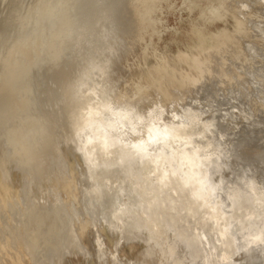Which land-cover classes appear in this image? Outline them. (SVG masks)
<instances>
[{
    "label": "rangeland",
    "instance_id": "rangeland-1",
    "mask_svg": "<svg viewBox=\"0 0 264 264\" xmlns=\"http://www.w3.org/2000/svg\"><path fill=\"white\" fill-rule=\"evenodd\" d=\"M53 2L69 3L82 18L88 15V0ZM191 3L109 0L119 31L115 42H105L98 29L51 39L38 22L41 0H0V78L6 60L19 61L16 86L34 92L40 112L63 133V143H74L77 129L90 133L82 163L69 165L64 154L59 157L55 175L70 172L68 181L58 182L48 170L21 174L0 156V264H63L62 253L72 243L67 223L79 219L78 207L93 209L88 219L98 231L89 233L83 260L76 264L105 247V229L120 232L114 217L138 227L134 238L153 237L154 264L190 259L177 235L199 232L207 240L208 231L223 229L226 220L240 215L259 222L264 112L248 113L243 95L244 85L257 81L261 86L252 92H264V0H227L236 13L231 32L203 29L189 11ZM195 101L205 107L211 102L222 126L235 120L245 155L255 152L259 162L256 169L237 168L230 182L238 176L239 187L227 193L200 176L194 157L179 147L168 150L170 133L159 127L160 109L171 114ZM174 143L179 145L178 137ZM181 186L191 190L198 209L177 197ZM78 227L89 232L88 223ZM126 243L133 241L121 237L114 247ZM251 264L261 260L253 255Z\"/></svg>",
    "mask_w": 264,
    "mask_h": 264
},
{
    "label": "clouds",
    "instance_id": "clouds-1",
    "mask_svg": "<svg viewBox=\"0 0 264 264\" xmlns=\"http://www.w3.org/2000/svg\"><path fill=\"white\" fill-rule=\"evenodd\" d=\"M88 3V15L82 18L79 9L67 2L41 0L37 9L41 32L55 40L64 33L79 38L85 31L98 29L105 42H115L119 24L109 0H88ZM189 11L196 16L202 28L210 32L226 27L231 32L236 23V13L227 7V0H192ZM244 24L246 26L245 21ZM246 30L251 31L247 26ZM241 42L243 47L247 46V41L241 38ZM19 70L20 62L9 58L5 61L4 75L0 78V156L3 163L13 166L21 174L35 175L48 170L58 182L68 181L72 178L70 172L55 175L60 165L59 157L64 154L69 165L78 161L82 163L90 133L87 128L77 129L73 133L75 142L65 145L63 133L40 112L34 92L16 86L15 76ZM260 86L259 81L244 85L248 89L243 95L247 100L246 111L253 115L264 112V92L259 95L252 92V89ZM178 108L171 114L164 109L157 113L159 127L170 133L168 143L172 147L168 150L179 147L194 157L199 164L200 176L217 187L218 192L223 189L227 193L230 188L239 187L238 176L230 182L235 170L256 169L259 162L255 152L250 156L245 155L246 145L235 131V120L227 121L222 126L211 102L206 107L195 101ZM177 137L179 145L174 143ZM177 197L186 202L185 207L198 209L199 205L191 199L190 189L181 186L177 189ZM223 199L227 200V197ZM92 211L91 207H78L79 219L67 223V233L72 243L62 253L63 264H76L83 260L81 250L89 245V233L95 235L98 231L88 219ZM259 217L257 222L255 218L249 221L243 215L239 218L234 216L225 221L223 229L208 231L207 240L199 232L177 235L178 240L187 244L191 257L173 259L172 264H251L253 255L264 264V210ZM114 219L120 232L105 229V247L97 249L95 256L90 253L83 264H154L156 249L152 246L153 237L134 238L139 229L130 219ZM83 223L89 224V232L79 231L78 225ZM121 237L133 243L116 249L114 243ZM175 251L173 245V254Z\"/></svg>",
    "mask_w": 264,
    "mask_h": 264
},
{
    "label": "bare ground",
    "instance_id": "bare-ground-1",
    "mask_svg": "<svg viewBox=\"0 0 264 264\" xmlns=\"http://www.w3.org/2000/svg\"><path fill=\"white\" fill-rule=\"evenodd\" d=\"M137 2V1H136ZM201 28V27H200ZM202 29V28H201ZM203 33H204V31H203ZM202 33V34H203ZM210 33V32H209ZM201 34V35H202ZM212 38H213V36H212ZM198 39V38H197ZM206 39H207V37H206ZM203 40V41H202ZM200 42H206V40L204 39V37H202V36H200ZM8 49V48H7ZM218 55V54H217ZM219 57V56H218ZM213 58H214V56H213ZM8 59V58H7ZM211 60V59H210ZM213 60H215V59H213ZM212 61V60H211ZM221 65V64H220ZM219 65H217V67H218ZM223 67V66H222ZM219 68H221V67H219ZM228 68V67H227ZM198 69H199V67H198ZM194 70V69H193ZM206 71H208V70H205V72ZM214 71V70H213ZM215 71H216V69H215ZM227 71V70H226ZM226 71L224 72L225 73V76H226ZM191 72V71H190ZM200 72H202V71H200ZM212 72V71H211ZM211 72H209V73H211ZM218 72V71H217ZM230 72V71H229ZM208 73V74H209ZM212 74V73H211ZM216 75H218V74H216ZM208 77V76H207ZM217 77V76H216ZM205 78V77H204ZM212 79L211 80H213V78H215V77H213V75H212V77H211ZM220 77H218V78H216V79H219ZM226 78V77H225ZM209 85V84H208ZM79 88V87H78ZM77 88V89H78ZM174 96V95H173ZM145 101V100H144ZM134 111V110H133ZM140 114V113H139ZM141 114H144V113H141ZM148 115V114H147ZM135 116V115H134ZM149 136H150V138H152L153 137V131L151 132V133H149ZM257 141V140H256ZM255 141V142H256ZM253 147V146H252ZM261 150V149H260ZM247 152V151H246ZM259 153H260V151H259ZM166 175V174H165ZM168 188V187H167ZM166 188V189H167ZM174 187H172V189H173ZM170 190V189H169ZM161 196V195H160ZM173 198V197H172ZM165 199H166V197H165ZM158 200V199H157ZM164 200V199H163ZM175 204V203H174ZM174 206V205H173ZM178 207V206H177ZM34 212V211H33ZM37 215V214H36ZM31 217V216H30ZM36 217V216H35ZM38 217V216H37ZM40 220V219H39ZM47 221H48V219H47Z\"/></svg>",
    "mask_w": 264,
    "mask_h": 264
}]
</instances>
